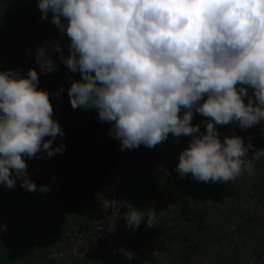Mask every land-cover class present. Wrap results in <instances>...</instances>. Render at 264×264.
I'll use <instances>...</instances> for the list:
<instances>
[{
    "label": "clouds",
    "instance_id": "clouds-1",
    "mask_svg": "<svg viewBox=\"0 0 264 264\" xmlns=\"http://www.w3.org/2000/svg\"><path fill=\"white\" fill-rule=\"evenodd\" d=\"M38 8L69 41L67 55L59 40L38 46L40 71L57 70L52 54L59 53L80 74L68 89L72 108L98 110L121 151L190 136L176 166L182 178L227 183L255 173L264 149L235 133L221 139L217 125L248 129L264 121V0H38ZM38 85L35 68L26 76L0 71V185L8 189L19 180L29 192L50 191L29 178L25 157L43 150L52 158L65 148L53 147L65 133ZM197 113L204 132L192 123ZM123 218L135 231L144 213L132 208ZM155 220L152 209L147 226Z\"/></svg>",
    "mask_w": 264,
    "mask_h": 264
},
{
    "label": "rangeland",
    "instance_id": "rangeland-1",
    "mask_svg": "<svg viewBox=\"0 0 264 264\" xmlns=\"http://www.w3.org/2000/svg\"><path fill=\"white\" fill-rule=\"evenodd\" d=\"M11 2L12 0H0L1 19L7 18L4 6L6 4L9 5ZM24 3L31 16L38 14L39 23L44 22L41 20L42 13L38 8V0H25ZM33 30L34 29H32V31ZM39 39H41V37L36 33L29 36H23V39L18 38L20 45L18 48L15 47L14 49L12 45L5 41L0 33L1 71L19 69L21 74L26 76L29 69L35 68L39 73V78H45V85H50V83L53 84L56 78L60 79L59 90L68 96V89L71 86V81L73 79H80V75L67 78L61 74L62 72H60L59 68L51 73L41 72L38 63L35 60L40 42ZM63 40L66 41L67 39L64 38ZM21 52L33 53L34 61L30 65L28 63L23 64ZM39 81H42V79ZM64 105L66 106V112L61 111V108L63 110V106H61V108L57 107V105L53 107V118L62 120V129L64 128V125H66L65 123L69 121L71 122V120H76L72 121V124L74 125L75 122L80 127V129L77 130L82 131V136L78 141L70 142L65 139L59 140L58 145H64L65 148L62 153H57L56 156L64 158L65 163L62 169H54L56 171L54 174L57 179L56 183L51 185L47 197L40 199L37 204L31 207L27 198L20 193V188H18L19 193L12 189L9 191V194L7 195L8 197L1 198L0 196V221L2 222L0 226V242H2L1 238L3 234H10L11 237L16 238V240L28 237L29 240L25 241L24 244L29 246L32 244V241L36 242L40 239H50L51 241H55L57 249L62 248V254L59 255L60 257H63V255L70 256L78 254V251L82 248L81 244H83L81 235L75 234L74 239H71V246H66L67 244L61 239V237H56L55 227L53 225L43 224L38 218L47 221L51 220L53 224L65 228L64 230H67V233L70 231L75 233L77 224H82L86 217L90 218L91 216L99 233L98 236H95L96 238H94L95 244H92L90 248L94 249L98 244H103L104 247L109 246L113 241H117L121 244V249H124L125 247L122 245L121 238L127 236L132 229L126 227V220L123 218V213L132 210V208L139 209L144 214L148 215L149 211L154 207H159L160 210L157 216L163 219L172 220V223L170 224H174V221L171 218L175 215L181 217L184 215L191 216L192 211L196 214H199L201 211H207L208 214L214 213L216 215L214 216V220H216L219 216L218 214L227 209L225 203H223V205H217L214 199L209 196H201L207 189V183L196 180V183H198V185H196L194 183L195 179H193L190 174L183 178H179L180 181L178 184L173 180L178 177L176 166L179 163L180 153L188 146L191 138H176L169 135L168 139L162 144L157 145L155 148H148L150 154H148L144 148H141L143 145L139 148L125 149L121 151L120 140L110 135L112 125L98 120V110H85L83 108L73 109L70 107V98ZM203 119L205 118L202 116L201 120L195 119L192 121L194 125L200 124L202 132L206 131L205 124L202 123ZM217 129L221 133V138L225 135H232L235 133L236 135L243 137L245 144L246 141H251L255 149H264V121L260 124L253 125L248 129H241L236 124H229L226 126L217 125ZM111 140H115V148L113 151L105 149L106 143L109 144ZM75 149H77L80 154H92L91 157L93 155L95 156L94 160L90 163L91 172L86 173L87 170L85 169L80 173L79 164L71 160V156L76 152ZM157 150H161L162 154L158 157V161H155ZM98 152L103 155L97 157ZM137 154L141 159L132 162ZM249 154L251 155V150ZM109 155H112V157L109 158ZM135 158H137V156ZM153 162H156V167L149 169L151 172L148 180L143 185L140 184L144 181L141 179V176L137 175L133 179L131 174L125 175L123 171L124 167L126 169L129 166L132 168L136 166V173H142V175H144V169L146 166L148 168V164ZM39 168H41V172L39 173H42L43 176H45L47 173L45 163L41 164L38 169ZM66 169L78 173L83 178L84 176L88 177V175H92L96 182L95 186L92 187L88 185L89 187L85 188L80 183L76 184L73 181L70 182L68 179H64V172ZM171 174L173 178L170 180L169 175ZM168 181L171 183L168 184ZM125 182L132 186V191L135 196H137V199L135 200L137 205L132 203L135 207L132 206L128 198L118 193V188L122 187ZM256 182L260 185V188L264 190V157L255 163V173L253 175H249L245 172L242 176L237 177L233 181L227 183L216 182L224 188L235 186L237 191L240 192V197L234 201V210L232 211L231 220L226 221L225 228L235 229L238 227L240 230H249V226H251L253 230H250V234L253 236L257 234L262 237V239L249 240L246 236H236L229 240V245L226 243L215 245L216 249L223 252L224 255L227 254L229 256V258L218 260L216 262L217 264H235L233 256L229 255L227 251L230 244L231 247L234 245L233 243H237V246L245 249L249 248V251L251 252V256L249 257H246V253L244 252L240 253L241 264H260V259L255 257V251L252 250L256 248L264 253V200H262L258 189L255 187ZM180 183L181 185H179ZM191 184L196 185L195 191H198L200 194L199 196L203 197L204 200L195 204L193 203V199L188 197L189 205L187 207H185V204L182 202L177 203L176 208L174 202L178 200L179 195H191V189H189V185ZM176 185H179V187ZM64 186H68L69 189H62ZM217 187L218 185L215 184L213 188L215 189V192L219 193L221 190ZM168 190L175 192L165 195L162 198L161 195L165 192L167 193ZM5 193H7V190H5ZM223 193L227 197L232 195L229 191H223ZM74 194L81 198L72 201L71 197ZM150 194L152 196H149ZM169 199L172 201H169ZM165 202H168L167 206L164 205ZM209 208L211 209L208 210ZM48 209L51 210L50 212L52 216H49ZM114 213H117L120 218L115 219V226L110 231L109 228L112 225ZM16 219H19L20 221L16 223ZM257 219H260V224H258L259 221ZM194 223L198 225L201 221H196ZM253 232H256L255 235ZM208 234L212 233L209 232ZM77 236L79 237L78 239ZM13 246L16 250L23 248L21 244L17 243ZM212 247H214V245L209 246L210 249H212ZM148 250L150 251L151 259H157L158 263L156 264H171V259L175 255V251L172 252L167 248H163L160 243L155 241L152 242ZM191 250L192 252L190 253L189 262L192 264H198L197 255L200 251L198 246L192 247ZM81 254L84 256L85 251H81ZM118 261L120 264H151L149 261L142 260L135 254L131 259H128L122 252ZM210 261L211 259L209 260L203 255L199 258V264H211Z\"/></svg>",
    "mask_w": 264,
    "mask_h": 264
},
{
    "label": "trees",
    "instance_id": "trees-1",
    "mask_svg": "<svg viewBox=\"0 0 264 264\" xmlns=\"http://www.w3.org/2000/svg\"><path fill=\"white\" fill-rule=\"evenodd\" d=\"M25 0H12L11 3L6 4L4 6L5 9V15L7 18H0V33L4 37L5 41L8 42L12 47L15 49V47L18 48L19 40L23 39V36H29L33 33L38 34L41 39L39 42V45L42 44L45 41L51 42L53 39L59 40L62 46L64 47V53L65 55L68 54L67 44H68V38L66 34L61 37L58 29L56 26L52 25L50 23L51 20V13L49 14V20L44 21L42 23H39V15L34 14L31 16L29 14L28 8L26 7ZM32 29H34L32 31ZM66 38L67 40L64 41L63 39ZM38 45V46H39ZM14 51V50H12ZM51 51V49H49ZM33 53H22L21 52V58L22 63H28L29 65L34 61ZM53 59L55 60L57 64V68H59L61 74L64 75L67 78L74 77L77 75H80L77 73H71L66 68L65 64L59 59V53H53ZM1 71V69H0ZM39 85L38 87L40 89L47 90L49 93V98L52 103V106L54 107L57 105V107L61 108L63 106V110L61 108V111H65L66 106L64 105L69 97L61 92L59 90L61 82L60 79L56 78L53 84L50 83V85H45V78H39ZM42 82V83H41ZM43 85V86H42ZM57 93H59L57 97ZM70 105V104H68ZM72 107V106H70ZM67 111V110H66ZM65 111V112H66ZM195 119H202V115L200 114H194L193 120ZM59 121L61 125L60 119H56ZM71 122L65 123L64 128L62 129L65 133L64 137L57 136L54 141V148L56 145L59 144V140H69L71 141H78L80 140L82 136V131H79L77 129H80V127L74 122V125ZM202 121H205L203 119ZM73 125V126H72ZM76 129V130H75ZM70 131V132H69ZM172 136V134H169ZM182 137H188L192 138L190 136H181ZM46 139H51V137H46ZM223 139V138H221ZM249 141H246V144ZM181 145V144H180ZM78 146V145H76ZM115 148V140H111V142L108 144L106 143L105 149H108L110 151H113ZM141 148H144L148 154H150V151H148V147H145L144 145L141 146ZM76 152L71 156V160L73 162H77L79 164V171L80 173L83 170H87V172H91L90 170V163L94 160V155L91 157L92 154H83L79 153L77 149H75ZM105 154V153H104ZM162 154L161 150H157V156L155 158V161H158V157ZM103 154H100L98 152V156L100 157ZM137 156V158H135ZM112 155H109V158H111ZM133 161L140 160L141 158L139 155H135ZM27 164H28V173L29 178L33 180L37 184V188L41 185H48L51 189V185L56 183V175L54 172H56L54 169H62L64 167L65 159L54 156L52 158H49L47 156L46 151H41L38 153V155L32 159H28L25 157ZM45 163L47 173L45 176H43L41 172V168L38 169V167ZM142 163V162H141ZM140 165V164H139ZM135 167V168H134ZM133 168L129 166L125 169L123 168V171L126 174H131L132 178L134 179L137 175L141 176V179L144 180L140 184H145L148 180L149 174H150V168L156 167V162H153L151 164H148V168L144 169V175L142 173H136V166ZM39 173V174H38ZM93 173V172H92ZM84 176V175H83ZM170 180L173 178L172 174L169 175ZM182 178L179 173L178 177L173 179L177 184L179 183L180 179ZM64 179H68L70 182L73 181L74 183H80L85 188L89 187L88 185L94 187L95 186V179H93L92 175H88V177L80 176L78 173L72 172L70 170H65L64 172ZM259 179V178H258ZM51 182V183H50ZM183 182V181H182ZM186 182V181H185ZM197 181L195 180V184ZM168 184L171 182L168 181ZM207 189L202 193L201 196H209L210 198L214 199L215 203L218 205H223L225 203L227 205V209L220 212L216 220H214V216H216L214 213L208 214L207 211H201L199 214L193 213L192 211L191 216H177L175 215L173 218V223L170 219H163L161 217H158L157 214L159 212V207H154L153 209L156 210V220L152 227L147 226V216L144 214V220L139 225L138 229L135 231H130L127 236L121 238L122 245H124V249H127L128 251H132L136 256H139L142 260L149 261L151 264H156L157 259H151L150 257V251L148 250L151 246L152 242H158L162 245L163 248H167L170 251H175V255L172 257V263L171 264H192L189 262L190 253L192 252L191 248L198 246L199 254L198 257V264H199V258L203 255L204 257H207L209 260L211 259V264H217L216 262L220 259L229 258L227 254L224 255L223 252L216 249L215 245H218L219 243H226L229 245L230 239L232 237H244L246 236L249 240H257L262 239L259 235H255L256 232H253L255 236L251 235V231L253 228L249 226L248 229L240 230L238 227L235 229H226V221L231 220L232 211L234 210V201L237 200V198L240 197V192L237 191V188L235 186H231L230 188H224L218 183H207ZM215 184L218 185V189L221 190L219 193L215 192V189L213 188ZM164 185V184H163ZM181 185V183L179 184ZM179 185H176L179 187ZM196 185H189V189H191V195H179V198L177 201L174 202L175 207L177 208V203H184L185 207H187L189 204V198L193 199V203L197 204L198 202L204 200L203 197L199 196L200 194L198 191H195ZM255 187L258 189L260 197L262 200H264V190L260 188V185L255 183ZM20 193L27 198L29 201V205L33 207L35 204H37L40 199L45 198L48 196L47 192H40L37 190L36 192H29L25 190L23 187L20 186V181L17 180V185L15 188V192ZM68 188V186L62 187V189ZM69 189V188H68ZM5 190H7V193H5ZM12 189H8L4 185H0V196L1 198L8 197L9 191ZM223 191H229L232 195L230 197H227L224 195ZM175 191H170L164 193L161 195L163 198L165 195L174 193ZM118 193L122 194L124 197L128 198L130 200V203H134L137 205L135 200L137 199V196H135L134 192L132 191V186L129 185L127 182L124 183V185L120 188H118ZM149 196H152L151 194ZM72 201L75 199H80L81 197L77 195H73ZM164 200V199H162ZM169 201H172L169 199ZM132 204L133 207L135 205ZM164 205H168V202H165ZM28 207V208H31ZM33 209V208H32ZM209 208L208 210H210ZM51 210L48 209L49 216H52ZM66 214V213H65ZM39 221H41L43 224H49L53 225L56 229V237H61V239L67 244L66 246H71V239H74V235H81V239L83 241V244H81L80 250L78 251V254L70 255V256H59L62 251V248L57 249V245L55 244V241H51L50 239H40L36 242L32 241V244L29 246L27 244H24L25 241H28V237H23L21 240H16V238H12L10 234H3L2 235V242H0V264H120L119 263V256L121 254V244H119L117 241H113L111 245L109 246H103V244H98L94 249L90 248L92 244H95V239L98 236L99 230L96 227V224L93 222V218L90 216V218H85L83 220L82 224H77V229L75 233H72V231L67 233V230H64L65 228H61L60 226L53 224L51 220H44L41 218H38ZM259 221L258 224L261 223L260 219H257ZM19 219H16V223L19 222ZM196 221H201L200 224L196 225ZM244 221V220H243ZM2 222L0 221V226ZM254 227V226H253ZM18 228V227H17ZM255 228V227H254ZM19 229V228H18ZM211 232L212 234H208ZM67 233V235H66ZM208 234V235H207ZM96 236V237H95ZM64 238V239H63ZM79 237L77 236V239ZM100 241V240H99ZM21 244L23 248L21 249H14V244ZM75 243V242H74ZM231 244L228 248L229 255L233 256L234 263L235 264H241L240 260V253L244 252L246 253V257L251 256L249 248L245 249L243 247L237 246V243ZM210 245H214L212 249L209 248ZM242 245V244H241ZM258 248V247H257ZM120 249V251H119ZM255 251V257L257 259H260V264H264V253L261 250H257L256 248L252 249ZM81 251H85V255L83 256L81 254ZM211 255H209V254ZM58 255V256H55ZM87 256V258H86ZM182 259H181V258ZM140 260V259H139ZM197 263V262H196ZM136 264V263H135Z\"/></svg>",
    "mask_w": 264,
    "mask_h": 264
}]
</instances>
